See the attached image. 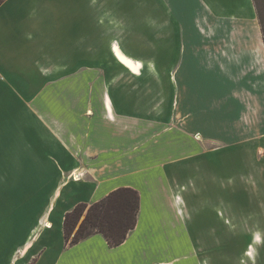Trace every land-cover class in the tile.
<instances>
[{"label": "crops", "instance_id": "1", "mask_svg": "<svg viewBox=\"0 0 264 264\" xmlns=\"http://www.w3.org/2000/svg\"><path fill=\"white\" fill-rule=\"evenodd\" d=\"M138 8L148 40L155 22L179 29L158 39L178 42L169 55L186 74L169 83V108L165 83L150 78L166 71L119 40L122 14ZM260 25L254 0H3L0 157L7 175L39 179L23 184L26 206L49 201L37 219L7 203L0 264H264ZM119 187L140 193L125 242L94 233L66 246L65 213Z\"/></svg>", "mask_w": 264, "mask_h": 264}, {"label": "rangeland", "instance_id": "2", "mask_svg": "<svg viewBox=\"0 0 264 264\" xmlns=\"http://www.w3.org/2000/svg\"><path fill=\"white\" fill-rule=\"evenodd\" d=\"M262 4H264V0H261ZM126 7H122L123 10ZM155 11H160V8L155 9ZM162 11V9H161ZM118 14V12L116 11ZM120 14V12H119ZM162 13L159 14L161 17ZM143 16V17H142ZM122 18H125L127 20L121 21V24L119 26V33L121 34V38H119L120 42L123 44V46L126 48L127 51L131 53L136 58H143L144 60H152L153 62H156L158 65L162 67L166 71V74H162V76H158V72L150 75L151 80H157L156 84L159 85L161 88L164 84H161L160 82H164L165 86L167 88V91L165 93V107L169 108L168 103L171 102L172 98L175 96L174 92L173 94L168 90L169 83L173 82L174 84L175 80L177 79L178 82H180L181 86L183 85V78L186 76V74L183 73V71H180L179 65H180V58L178 56H172L169 55L172 53H179L180 46L178 42H174L171 40H163L160 42L159 37H161V33L166 36V34L169 33V36L173 33H177L179 31L177 26L172 25H166L162 23H154L152 25L154 35L155 37L150 41L147 38L148 28L150 24H144V22H133L134 19H145V9L144 8H138L136 9L132 14H122ZM116 28V24H115ZM194 31L192 29L185 30V33H193ZM166 49L165 55L161 56L159 54L160 50ZM167 52V55H166ZM180 55V53H179ZM180 57V56H179ZM163 77V78H162ZM165 78V79H164ZM160 81V82H159ZM170 92V94H169ZM183 93L182 98L179 96L178 99H176V104L181 105L184 103H187L188 100H186L184 90L182 89L181 94ZM175 98V97H174ZM177 98V97H176ZM184 99V100H182ZM189 99V97H188ZM175 100H173L174 102ZM171 107V106H170ZM181 115V114H179ZM23 132V130H20ZM18 135L17 145L20 144V147L23 148L25 144H31L33 143V135L30 132L28 137L25 140L20 141ZM24 155L19 153V156ZM9 163H12L9 159L5 158L4 160L0 157V218H7L10 217V212L13 210L12 205L7 203H17L18 206L21 208V206L24 205L26 209L30 208V212L34 214L35 219L39 217L41 214L43 208L48 203L49 199L46 193L42 195L39 200L37 201L35 208L32 209L31 207L26 206L24 203L28 202L29 199L27 196L24 195V192H21L23 189V184L25 181H30L27 185H30L32 183L39 182V179L36 180V178H32L31 176L26 177L25 173L16 174V175H7L9 171L13 172L12 169H10ZM23 162H21L22 164ZM33 162H29V168H32ZM23 165V164H22ZM19 167V165H17ZM25 168V167H23ZM28 168V167H27ZM38 171L39 167L34 166L33 170ZM18 171V170H17ZM19 172V171H18ZM34 181V182H33ZM230 187V186H229ZM231 188V187H230ZM27 200L25 201V199ZM13 200V201H12ZM18 200V202H16ZM225 200V199H224ZM242 202L245 204V201L242 200ZM246 205H244L245 207ZM250 206V203L249 205ZM250 207H246V211L249 210ZM249 213H245V216H248ZM251 217V216H249ZM255 217V216H254ZM58 220V219H57ZM254 220H251L249 223L250 225H253ZM256 227H259L260 225L263 226L264 224H260L259 222L255 223ZM262 229V228H261Z\"/></svg>", "mask_w": 264, "mask_h": 264}, {"label": "trees", "instance_id": "3", "mask_svg": "<svg viewBox=\"0 0 264 264\" xmlns=\"http://www.w3.org/2000/svg\"><path fill=\"white\" fill-rule=\"evenodd\" d=\"M3 0H0V3ZM264 38V4L254 0ZM140 193L133 187H119L102 199L78 203L65 213L66 246H72L94 233H102L111 246L122 245L137 225Z\"/></svg>", "mask_w": 264, "mask_h": 264}, {"label": "bare ground", "instance_id": "4", "mask_svg": "<svg viewBox=\"0 0 264 264\" xmlns=\"http://www.w3.org/2000/svg\"><path fill=\"white\" fill-rule=\"evenodd\" d=\"M116 51H117V53H118V55H119V57H120L121 59L127 61L126 55L123 53V51L121 50L120 47H116ZM130 61H131V60H130ZM131 62H132V61H131ZM133 66H134V65H133ZM134 67H135L136 70L139 68V67H137V66H134ZM75 175H76L75 177L73 176V178H75L74 180H78V179H80V178H79V176H80V173H79V172H76ZM48 222H49V221H48ZM50 225H51V224L47 223V226H50Z\"/></svg>", "mask_w": 264, "mask_h": 264}]
</instances>
